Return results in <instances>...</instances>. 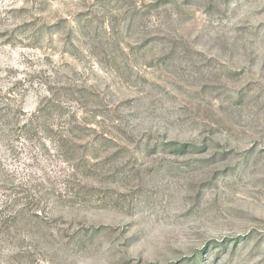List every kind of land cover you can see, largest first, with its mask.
Here are the masks:
<instances>
[{"label":"rangeland","instance_id":"1","mask_svg":"<svg viewBox=\"0 0 264 264\" xmlns=\"http://www.w3.org/2000/svg\"><path fill=\"white\" fill-rule=\"evenodd\" d=\"M0 264H264V0H0Z\"/></svg>","mask_w":264,"mask_h":264}]
</instances>
